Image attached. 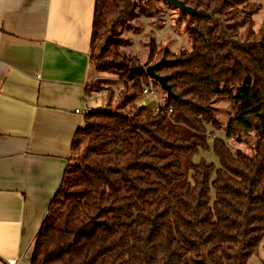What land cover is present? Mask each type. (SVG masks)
Segmentation results:
<instances>
[{
	"label": "trees",
	"instance_id": "trees-1",
	"mask_svg": "<svg viewBox=\"0 0 264 264\" xmlns=\"http://www.w3.org/2000/svg\"><path fill=\"white\" fill-rule=\"evenodd\" d=\"M192 50L159 53L156 73L177 99L160 112L137 107L149 76L120 54L119 28L135 18L134 0H96L91 63L118 75L125 92L112 108L92 110L75 134L60 187L41 225L31 264H249L264 245V23L254 32V0H180ZM157 12L164 0H146ZM173 8V7H172ZM98 49V55L94 51ZM237 86L232 94L231 87ZM89 94V89L87 90ZM229 94L227 139L254 133V154L233 150L212 111ZM172 110V113L169 111ZM191 130L183 136L175 127ZM211 140V143H209ZM212 148L183 173V157Z\"/></svg>",
	"mask_w": 264,
	"mask_h": 264
},
{
	"label": "crops",
	"instance_id": "crops-1",
	"mask_svg": "<svg viewBox=\"0 0 264 264\" xmlns=\"http://www.w3.org/2000/svg\"><path fill=\"white\" fill-rule=\"evenodd\" d=\"M95 4L0 0V264H31L84 126L75 111L94 110L87 90Z\"/></svg>",
	"mask_w": 264,
	"mask_h": 264
},
{
	"label": "rangeland",
	"instance_id": "rangeland-1",
	"mask_svg": "<svg viewBox=\"0 0 264 264\" xmlns=\"http://www.w3.org/2000/svg\"><path fill=\"white\" fill-rule=\"evenodd\" d=\"M134 1L138 6L135 18L124 27L118 29L123 40V45L119 49L120 54L128 59L137 60L141 65L145 66L146 70L148 66H153L161 61L167 63V60L161 58L160 55H156L153 60L150 59V46L152 41H155L158 53L164 49L174 54L187 53L192 50V38L188 31V19L182 17L177 9L162 5L157 7V12H151L146 7V0ZM252 3L261 8L252 17L254 32L258 34L264 23V5L255 1ZM261 22L262 25L260 27ZM94 53L98 55V49ZM92 66L94 76L88 89L89 94L92 96L94 111L108 106L115 108L121 101V95L125 92L123 80L115 74L98 73L96 67L93 64ZM146 88L153 90L155 94L145 95L142 92L138 102H136V106L141 107L140 104L146 102L148 105H151V107L148 106V109L156 111L158 107L166 103L167 94L157 82L150 78L143 91ZM236 91L237 86H232V94L236 93ZM212 111L220 130L216 131L213 128H209V134L213 132L216 136L227 140L233 150H242L252 156L257 139L254 133L241 137V141L233 138L227 139L225 135L230 119L235 113V104L232 96L224 94L215 97L212 104ZM176 128L186 137L192 133L186 127L178 126L174 129ZM209 143H211V140ZM203 161L220 167L219 160L211 148L208 151H201L195 155L183 157V173L190 179L191 170L189 166L191 164H199ZM251 261V264H264V245H262L259 254L254 256Z\"/></svg>",
	"mask_w": 264,
	"mask_h": 264
},
{
	"label": "water",
	"instance_id": "water-1",
	"mask_svg": "<svg viewBox=\"0 0 264 264\" xmlns=\"http://www.w3.org/2000/svg\"><path fill=\"white\" fill-rule=\"evenodd\" d=\"M170 7H173L180 11L181 13L190 16V17H198L199 13L197 9L187 6L183 1L180 0H164ZM164 62L161 61L153 66H148L146 69V73L150 79L157 82L160 87L166 92L169 98L177 99L175 94L173 93L171 87L168 85L169 77L167 76H159L156 73V70L163 65Z\"/></svg>",
	"mask_w": 264,
	"mask_h": 264
},
{
	"label": "built area",
	"instance_id": "built-area-1",
	"mask_svg": "<svg viewBox=\"0 0 264 264\" xmlns=\"http://www.w3.org/2000/svg\"><path fill=\"white\" fill-rule=\"evenodd\" d=\"M143 93H144L145 95H146V94H150V95H154V94H155V92H154L153 90L149 89V88H146V89L143 91ZM161 107H162V106H160V107H158V108L156 109V112H157V113L160 112V108H161ZM91 111H92L91 109L86 108V109H82V110L78 109V110L75 111V113H77V114H81V115H83V116H86V115H88ZM169 113H172V110H170Z\"/></svg>",
	"mask_w": 264,
	"mask_h": 264
}]
</instances>
